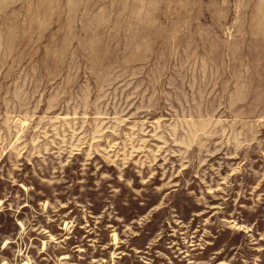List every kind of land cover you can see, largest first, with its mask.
<instances>
[{"label": "rangeland", "instance_id": "374dc122", "mask_svg": "<svg viewBox=\"0 0 264 264\" xmlns=\"http://www.w3.org/2000/svg\"><path fill=\"white\" fill-rule=\"evenodd\" d=\"M0 264H264V0H0Z\"/></svg>", "mask_w": 264, "mask_h": 264}]
</instances>
